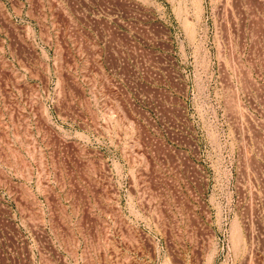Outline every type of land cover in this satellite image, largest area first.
Masks as SVG:
<instances>
[{"label":"rangeland","instance_id":"374dc122","mask_svg":"<svg viewBox=\"0 0 264 264\" xmlns=\"http://www.w3.org/2000/svg\"><path fill=\"white\" fill-rule=\"evenodd\" d=\"M0 264H264V0H0Z\"/></svg>","mask_w":264,"mask_h":264},{"label":"built area","instance_id":"2783aa9c","mask_svg":"<svg viewBox=\"0 0 264 264\" xmlns=\"http://www.w3.org/2000/svg\"><path fill=\"white\" fill-rule=\"evenodd\" d=\"M225 101V100H224ZM223 101V102H224ZM241 153V148H237L234 151L235 157L239 158V155ZM242 170L241 165L238 162V164L235 166L234 170L231 173V177L234 176L235 179L231 180L230 184L232 187V195L231 199L229 201L230 209L232 211V215H243L248 213V209L251 208L250 214H248L245 217L251 216V219L258 216V213H254V201L251 200L250 202L247 199V192L245 191L243 182H242ZM257 207V206H256ZM253 231V228H252Z\"/></svg>","mask_w":264,"mask_h":264}]
</instances>
